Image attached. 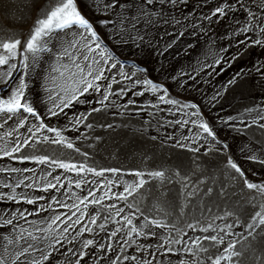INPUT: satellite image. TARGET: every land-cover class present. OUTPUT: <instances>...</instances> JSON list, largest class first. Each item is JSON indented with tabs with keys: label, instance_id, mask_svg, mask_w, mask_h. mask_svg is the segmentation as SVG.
I'll return each instance as SVG.
<instances>
[{
	"label": "rangeland",
	"instance_id": "374dc122",
	"mask_svg": "<svg viewBox=\"0 0 264 264\" xmlns=\"http://www.w3.org/2000/svg\"><path fill=\"white\" fill-rule=\"evenodd\" d=\"M75 2L114 57L100 65L92 59L87 62L94 70L104 69L107 79L93 81L99 85V92L89 90L80 97L81 102L63 111L55 107L66 99L64 87L85 86L79 82L81 74L69 78L70 73L77 72L72 61L86 67L84 55L99 59L87 52L89 34L78 26L42 37V50L36 54L20 47L16 58L9 61V65H17L16 69L0 65V99L9 98L22 79L26 100L40 116L38 120L22 111L0 113V255L6 247V264H12L15 256L11 254L31 244L32 249L17 264L33 260L40 264H77L81 252L84 256L79 264H211L209 257L220 253L209 241L201 240L202 248L197 247L193 244L197 237L217 235L224 236L226 243L235 241L238 236L225 232L245 233L251 214L264 212V194L244 186L243 179L226 163L231 157L247 180L264 184V44L252 43L264 41L260 32L264 0H241L244 8L236 0H156L152 7L144 6L142 0H119L124 6L116 8H106L110 0ZM58 3L0 0V42L19 39L25 44L37 18H44L45 10ZM226 3L235 6L224 16L211 15ZM37 4L41 7H35ZM249 10L256 14L255 20L248 17ZM119 13L125 18L138 16L136 29L131 30L127 19L118 23ZM125 27L133 37L143 39L120 42L117 37ZM245 27L249 30L241 32ZM113 62L116 68H110ZM8 71H12L11 77L5 75ZM122 74L131 78L125 79ZM233 77L235 83L229 84ZM86 79L92 81L91 76ZM144 79L160 86V90L152 92L142 83ZM105 94L108 99L99 103ZM161 95L164 101L159 99ZM169 99L177 103L169 104ZM193 103L198 109L183 107ZM93 108L101 110L94 112ZM50 109L58 115L52 116ZM197 111L199 114H194ZM22 119L24 126L20 127ZM41 122L46 127L36 132ZM200 122L209 124L216 141L203 133ZM47 127L56 129L74 147L44 141L45 136L56 139ZM25 140L29 143L24 144ZM18 144L19 152L4 155ZM42 156L78 167L84 164L96 171H118H105L99 177L92 173L77 175L51 162L37 163L34 158ZM154 171H163L164 177L148 175ZM136 172L144 173L146 183L128 195L124 189L140 179ZM49 183L56 187L45 191ZM121 194L127 199H118ZM28 199L35 203L28 204ZM93 199L100 202L93 204ZM81 200L85 202L81 204ZM74 205H79V210ZM118 209H123L119 215ZM82 213L81 222L74 224ZM56 216L60 220L52 223ZM125 217L131 219V225ZM152 221L166 227H157ZM228 224L233 227L226 229ZM209 225L212 228L208 233L201 231ZM132 227L137 232H131ZM86 228L91 231H82ZM29 233L37 239H31ZM89 239L94 243L85 248L84 242ZM253 244L254 250L248 240L237 245L238 249H249L237 258L240 264H264V243L254 240ZM167 248L172 252H166ZM48 253L49 258L43 259Z\"/></svg>",
	"mask_w": 264,
	"mask_h": 264
},
{
	"label": "snow or ice",
	"instance_id": "6c2138e0",
	"mask_svg": "<svg viewBox=\"0 0 264 264\" xmlns=\"http://www.w3.org/2000/svg\"><path fill=\"white\" fill-rule=\"evenodd\" d=\"M125 2H126V0H125ZM155 2H156V0H142L143 5L147 6V7H152ZM169 2L174 3L175 0H169ZM253 2H255V0H253ZM236 4H239L241 8L246 7L241 2V0H236ZM123 6H124V3L119 2V0H110V2L106 5V8H116V7H123ZM234 6L235 5L232 3H226L225 6H218L211 13V15L212 16H224L227 14V11H230ZM35 7L39 8V7H41V5L37 4V5H35ZM261 8H264V4H261ZM140 11L143 12V8H140ZM143 14L145 17H148V15H149L147 12H144ZM247 15H248V17H250L253 20L256 19V14L251 10H249L247 12ZM118 16L120 17V19L118 20V23H123L124 20L127 19V24L131 25V30L136 29L138 16H133L131 18H125L122 13H119ZM206 18L210 19V17H206ZM262 20H264V17H262ZM100 23L101 24H108L111 22L110 21H101ZM73 26H78L79 28L84 29L89 34L86 37V40L90 39L91 44L86 43L85 47L87 48L88 53H90V54L95 53L99 57V59H94L90 55H84L83 60L86 62V67H81V65L79 63H77L75 60L72 61L74 67L77 69V72L76 73H70L69 78L75 79L77 74H81V79L79 82L84 83L85 86L83 88L64 87L63 91L66 93V99H63L61 101V105H55V107L59 108L60 111H63L65 108H68L74 102H81L80 97L84 96L91 89H94L95 91L99 92L100 91L99 85L94 84L93 81H100L103 79H107V77H105V75H104L103 67H101L99 70H94L93 64L87 63L90 59H92L93 63L97 64V65H100L102 62L108 63L109 61L114 59V57H112L111 54L106 50L107 45L102 44L100 42L101 37L98 35L97 31L94 29L93 23L90 22L85 16H83L81 14V12L78 10L75 0H59V3L57 4V6L51 8L50 10L46 9L44 18H37L36 23H35V27L32 30V33L30 34V38L27 39L25 44L22 45V42L19 39L10 40L8 42H0V49L3 50L2 52H0V65H9L10 59L16 58L17 51L20 47H23L29 53L36 54L42 50V48L39 46V41L41 40L42 37L49 36L52 32H54L57 29H67V28H70ZM131 30H129L127 27H125V30L123 32L119 33L117 38L120 40V42H124V40L126 38H131L133 40H135L137 38H139L141 40L143 39V37L139 36V35L133 37L131 35ZM248 30H249L248 27H245V28L241 29V32H247ZM260 32L264 33V24H262V26L260 27ZM239 43H245L246 44L245 41H240ZM252 43L256 44V45H260V44H264V41L253 40ZM246 46H247V44H246ZM64 53L66 56L69 57V59H71V56H69L67 49L64 50ZM27 59H28L27 56L23 57L24 61H27ZM233 59H235V57H233ZM216 63L218 64V63H220V61L217 60ZM24 66L27 67V64H24ZM9 67H10V69L14 70V69H16L17 65L13 63V64H10ZM116 67H117V63L113 62L110 64V68H116ZM86 69H87V71H86ZM257 70L259 71V68H257ZM141 71L147 72V69H141ZM85 73H86V75H85ZM5 75L7 77H11L12 71H8L7 73H5ZM61 75H63V73H61ZM122 75H124L125 79L131 78L128 74H122ZM237 75H239V73ZM87 76H91L92 81L87 80L86 79ZM0 79H2V77H0ZM135 83H141V81L136 80ZM142 83L144 85L148 86V88L152 92H157L160 90V86L154 84L151 80L144 79L142 81ZM228 83L229 84L235 83V77H233V79L229 80ZM24 89H25V84H24V81L21 79L19 85L16 87V89L14 91L11 92V95L9 98L0 99V113L15 114V113H19L22 111L23 113H28L31 116H33L39 120L40 119L39 114L36 112V110L32 106L29 105V103L26 100V97L24 95ZM121 91L123 92L124 89H121ZM165 92H166V90H165ZM139 94H142V93H139ZM217 95H219V93H217ZM107 99H108V94H105L103 96V100L99 101V103L102 104L103 101L107 100ZM159 99L161 101H164L165 96L161 95L159 97ZM215 99H216V97H213V100H215ZM166 102L169 104H176L177 103V101L170 100V99L167 100ZM183 107H191L193 109H198V106L194 103L191 105H184ZM100 110L101 109H99V108H93L92 109V111H94V112H97ZM49 111H50V114L52 116L58 115L57 111H54L51 109ZM194 114L198 115L199 112L197 111ZM8 118L11 119L12 117L9 115ZM24 119H26V117ZM24 119H22L19 122L20 127L24 126ZM262 119H264V118H262ZM77 123H79V120H77ZM177 123H179V121H177ZM184 123H188V121H184ZM261 126L264 127V125H261ZM45 127L46 126L41 122L39 124V126L36 127L35 131L39 132L40 129L45 128ZM88 127H91V125H88ZM198 127L200 129H202L203 133H205L208 137H211L213 139V141H216V134L213 131V129L209 126L208 123L200 122L198 124ZM28 131L30 133H32L33 135H35V132H33V130L31 128H29ZM47 131L48 132H54L56 135V139L49 140V137L45 136L43 138L44 141H48V142L53 143V144H61V145L66 144V147L69 149H72L74 147L72 143H66L65 138L62 137L60 132H58L56 129L51 128V127H47ZM23 143L28 144L29 141L25 140V141H23ZM20 147H21V145L18 144L11 151H5L4 155L5 156H12L13 153L20 151ZM224 148L226 149L227 145H224ZM77 151H79V150L77 149ZM197 151H198V149H197ZM23 159H29V158L24 157ZM34 159L39 164H46V163L51 162L52 164H56L61 169L76 172L77 175H80L81 173H92L95 176L99 177V176H103L105 171H111L113 173L118 171L117 169H107V170L96 171L93 168L85 167L84 164H81L78 167L74 163H65L63 161L50 160V158L47 156L37 157ZM226 163H227L228 167H230L232 170H234V173L238 174L239 177L243 179L244 186H246L249 190H256L257 192L264 194V184H257V183H253V182H250L249 180H247L245 172L242 170V168L236 162H234L232 160L231 157H228ZM12 171L15 172L18 170L12 169ZM25 171H27V169H25ZM134 175L137 177H140V179L135 184H130L124 189V191L128 195H132L135 191H137L138 188H142L143 185L146 183V181L143 179L144 173L136 172V173H134ZM148 175L152 176L154 178H163L164 172L163 171H154V172L148 173ZM56 179L59 182V177H56ZM21 183H22V181H21ZM109 183H111V181H109ZM17 186H19V185H17ZM75 186L77 188H79L81 186L80 182H77ZM29 187H31V185H29ZM55 187H56L55 184L49 183L47 188H45L44 190L47 191L48 188H55ZM208 191L211 192V189H208ZM89 195H94V193H89ZM105 195H107V193H105ZM7 198L15 201L14 196H9ZM40 199H43V197H41ZM118 199L126 200L127 196L121 194V196H119ZM26 202L28 204L35 203V201H33L31 199H28ZM84 202H85L84 200L80 201L81 204H83ZM90 202L93 204H96V203H99L100 200L93 199ZM74 207H76L77 210H79V205H74ZM112 207H115V205H113ZM129 207H131V205H129ZM121 211H123V209H118L117 215H119V213ZM28 214L31 215V213H28ZM20 215L22 217H24V212H21ZM73 215H75V213H73ZM229 215H231V213H229ZM82 216H83V213L81 214V217L77 218L75 221H73V223L79 224L81 222ZM219 218L223 219V217H219ZM69 219H71V217H69ZM124 219L126 220L128 225L132 224L131 219H128L127 217H125ZM57 220H60V216H56L53 219L52 223H55ZM91 222L93 224L96 222L95 217L92 218ZM5 223L11 224L12 221L6 220ZM152 223L156 224L157 227H161V226L166 227V225H160L156 221H152ZM261 226H264V212L254 211L251 214V223L246 224V232L245 233H235V232H231V231L225 232V228L231 229L233 227V225H231V224H228L225 226V228L220 229L221 232H225V235H227V236H238L239 239L226 243L224 236L205 235L203 237H197L196 240L193 241V244H196L197 247L202 248V245L199 242L201 240H203V241L211 242V246L214 248H217V250L220 254L216 255L215 257H212V256L209 257L211 264H222V262H232V264H240V261L237 260V258L245 256L246 252L249 249L241 250V249H238L237 245L241 242V240H248L249 248L254 250L255 249V245L253 244L254 240H259L261 243H264V235H262V233H264V228H262ZM101 227H103V225H101ZM189 227L192 228L193 225L190 224ZM211 228H212V225H209L208 227L202 228L201 231L208 233ZM257 229H259V231H257ZM85 230L91 231L90 228L82 229V231H85ZM67 231H68V229L65 228L64 232H67ZM131 232H137V229L135 227H132ZM112 235L115 236L116 233L113 232ZM29 237H31V239H33V240L37 239L35 236H32L31 233H29ZM249 238H251V239H249ZM9 243H11V241H9ZM57 243H59V241H57ZM93 243H94L93 240L89 239V240L84 242V247L88 248L89 246L93 245ZM176 243H180V241H176ZM221 245L223 246L222 248L220 247ZM30 249H32L31 244H29L27 247H25L19 253H12L11 255L15 256V259L12 260V264H17V262L20 261L21 257L26 256V254L29 252ZM203 250L207 251L206 248ZM189 251H191V249H189ZM166 252L170 253V252H172V249L167 248ZM8 255H9L8 249L5 247L4 254L0 255V264H6V260L8 258ZM49 255H50V253L45 254L43 256V259L47 260L49 258ZM83 256H84L83 252L78 254L77 264H79V260L83 259ZM117 259H119V258H117ZM132 259H135V257H132ZM30 264H40V262L37 260H33L30 262ZM182 264H183V262H182Z\"/></svg>",
	"mask_w": 264,
	"mask_h": 264
}]
</instances>
